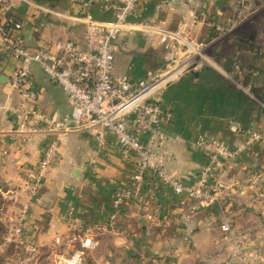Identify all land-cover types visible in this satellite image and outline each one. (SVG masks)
<instances>
[{
	"label": "crops",
	"instance_id": "crops-1",
	"mask_svg": "<svg viewBox=\"0 0 264 264\" xmlns=\"http://www.w3.org/2000/svg\"><path fill=\"white\" fill-rule=\"evenodd\" d=\"M8 1H0L2 14L23 23L19 36L29 49L54 51L59 38L84 39L85 27L64 17L52 15L67 26L61 21L62 28H46L48 16L31 4L36 0H14V8ZM61 7L66 12L58 13L64 16L80 13L77 6L62 3ZM93 14L102 20L113 17L98 9ZM239 16L243 22L226 35L211 26ZM131 22L136 29L118 40L116 78L127 76L139 83L186 60L181 42L162 43L164 32L183 33L192 44L211 45L208 61L189 63L179 79L155 95L162 111L172 114L169 122L161 124L166 146L175 156L171 168L184 183L196 185L207 163L200 139L221 140L238 149L246 143L249 130L264 133V0H148ZM1 40L0 36V114L4 115L0 202L14 196L1 209L6 228L22 225L26 241L40 251L49 247L57 253L73 251L74 240L90 235L96 247L86 254V264H221L230 257L233 246L223 239L219 227L221 208L200 206L155 180L146 183L139 198L123 206L113 232L97 230L109 224L116 192L132 188L135 160L123 154L112 135L100 145L89 131L38 133L22 144L29 136L14 127L22 116L11 110L22 102L11 88L18 61L2 54ZM33 74L38 101L25 103L26 107H39L46 115L71 110L65 93L39 65H34ZM51 145L56 147V162L32 199L26 172ZM223 162L230 182L242 181L245 190L244 196L231 191L223 203H232L237 232L244 237L245 250L254 253L248 264H264V145L255 144L238 158ZM165 217L171 224L157 226L156 221Z\"/></svg>",
	"mask_w": 264,
	"mask_h": 264
},
{
	"label": "built area",
	"instance_id": "built-area-1",
	"mask_svg": "<svg viewBox=\"0 0 264 264\" xmlns=\"http://www.w3.org/2000/svg\"><path fill=\"white\" fill-rule=\"evenodd\" d=\"M62 1L77 6L80 13L64 16L52 8L31 3L40 12L64 17L85 27L83 40L73 38L58 42L54 51L45 48L31 50L24 46L19 36L23 31V23L16 21L12 16L3 15L0 7L1 52L18 61L11 88L21 97L22 102L19 108L11 110L14 115L22 116L21 121H16L14 127L29 136L21 140L22 144L29 142L33 135L49 131H89L100 145H105L108 136L112 135L123 154L133 157L137 169L132 179V188L116 192L115 212L111 215L109 224L98 227L97 230L113 232L123 206L128 201L139 198L146 183L155 180L170 187L175 194L183 195L200 206H219V227L223 239L233 246L230 257L221 264H248L254 253L245 250L244 237L237 232L232 203H223L225 196L231 191L244 196L245 190L242 181L235 179L230 182L223 161L238 158L255 144L264 145V133L249 130L246 133V143L238 149L221 140L200 139L198 145L204 152L207 163L198 173L197 184L188 185L180 179L178 172L171 168L175 156L166 146L167 137L161 124L169 122L172 114L162 111L160 99L155 96L158 91L179 79L187 71L189 63L208 61L211 45L205 41L192 44L183 33L164 32L162 43L168 45L169 40L181 42L188 54L186 60L179 62L164 74L139 83L133 82L127 76L116 78L114 72L118 40L136 29L131 18L139 15L148 0ZM8 5L14 8V0L8 1ZM243 8L246 11L251 10L248 5ZM95 9L112 14V19L96 18L93 14ZM2 18L4 20L1 22ZM243 20V16L232 17L224 24L213 23L211 26L222 36L228 34L232 27L240 25ZM182 26L186 27L187 24ZM34 65H39L45 75L65 93L71 103L70 111H56L52 115H46L39 107L25 106V103L38 101ZM6 111L5 109L4 114ZM3 118L4 115L2 117L0 114V127ZM56 159V147L51 145L44 151L39 163L27 170V186L32 199L37 198L43 180ZM13 199L12 195L9 200ZM26 214L27 212L23 217ZM156 224L159 227L167 226L171 224V220L165 217L156 221ZM73 227L80 228L79 224ZM12 243L22 246L30 254L37 255L40 252L39 247L24 239L22 225L14 227L0 249ZM73 246L74 250L70 255H58L57 264H86V254L96 247V242L92 236L85 234L74 240Z\"/></svg>",
	"mask_w": 264,
	"mask_h": 264
},
{
	"label": "rangeland",
	"instance_id": "rangeland-1",
	"mask_svg": "<svg viewBox=\"0 0 264 264\" xmlns=\"http://www.w3.org/2000/svg\"><path fill=\"white\" fill-rule=\"evenodd\" d=\"M52 2L49 3L45 1L39 4L43 5L46 8H52L55 11L60 12V13L66 12L61 7L62 3H64L62 0H60L59 2H55V3H52ZM45 14L48 16V21L46 22V25H47L46 28L48 29L62 28L63 24L61 23V21L63 22L64 20H61L57 18L56 16L48 15L47 13ZM64 23L66 25H63V26H67L68 22L64 21ZM68 39H73V38H67V39L59 38L55 42L56 43L64 42ZM5 202H7L8 205L11 204V200L10 201L5 200L4 202L1 201L0 202V215L2 213L1 209L4 208L3 206L5 205ZM4 210H7V208H5ZM3 214L5 213L3 212ZM4 225L5 224L0 220V246L5 242V239L8 236H10L12 232L11 228H8V227L6 228V226ZM71 252L72 251L65 253V251H61L57 253V251H53V248L47 247L46 249L41 250L37 255H34V254H30L22 246L16 243H12L8 247L4 249H0V264H57L56 261H57V257L59 253L64 254L65 256H68L70 255Z\"/></svg>",
	"mask_w": 264,
	"mask_h": 264
},
{
	"label": "trees",
	"instance_id": "trees-1",
	"mask_svg": "<svg viewBox=\"0 0 264 264\" xmlns=\"http://www.w3.org/2000/svg\"><path fill=\"white\" fill-rule=\"evenodd\" d=\"M45 1L46 2H49V3L52 2V1H54L52 3H55V2H59L60 0H36L37 3H42V2H45Z\"/></svg>",
	"mask_w": 264,
	"mask_h": 264
}]
</instances>
